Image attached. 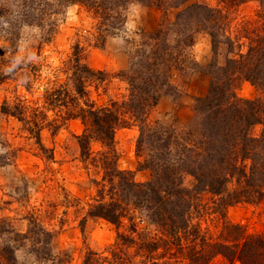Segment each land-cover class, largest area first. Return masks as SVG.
<instances>
[{
  "label": "trees",
  "instance_id": "obj_1",
  "mask_svg": "<svg viewBox=\"0 0 264 264\" xmlns=\"http://www.w3.org/2000/svg\"><path fill=\"white\" fill-rule=\"evenodd\" d=\"M194 1L22 0L16 13L3 8L2 20L9 25L5 33L12 37L14 46L22 27H43L47 15L58 14L70 5L83 7L98 21L103 40L126 33L132 7L167 12L187 5L180 9L173 23L167 27L160 25L141 43L126 40L131 57L129 71L121 75L129 86L126 100L101 106L85 102L88 84L102 83L108 74L89 67L76 47L68 73L72 90L65 85L48 87L36 100L31 117L25 116L30 105L22 98L13 107L5 102L2 113L19 119L42 148L43 129L55 132L71 120L84 124V132L78 137L82 155L88 158L92 154L93 141L106 148L101 155L105 175L98 191L99 199L87 217L106 220L118 230L127 218L132 222L133 234L138 232L135 214L148 217L163 233L162 237L142 242L138 247L152 264H159L153 257L161 248L171 255L172 247L177 245L188 250V264H209L218 257L228 264H264V236L248 233L243 226L229 222L226 216L227 209L236 204L264 205V99L244 100L237 94L242 81L264 92V0H216L215 6ZM248 2L259 4V21L254 25L258 27L247 26L232 37L236 11ZM201 32L211 38L214 59L208 65L212 77L208 94L195 100L199 119L180 134L174 129L166 131L157 123L151 125L149 115L162 95L181 96L172 82V72L183 73L196 67L192 49L196 35ZM221 45L228 46L223 65L215 58ZM11 63L0 57V83L14 78L19 71L26 79L25 72L29 69L37 72L28 62H14L10 67ZM130 121L142 124L138 146L147 144L151 150L160 142L163 151L160 156H150L142 165L141 168L151 172V179L144 183L136 182L132 172L119 170L110 158L115 151L116 131L128 127ZM258 125L262 131L260 136H255L252 130ZM186 177L193 180L190 187L185 186ZM202 193L214 198L212 215L220 221L216 237L209 228H203L201 219L193 223L192 210ZM137 243L133 236L118 233L110 264H135L116 248L119 244Z\"/></svg>",
  "mask_w": 264,
  "mask_h": 264
},
{
  "label": "rangeland",
  "instance_id": "obj_2",
  "mask_svg": "<svg viewBox=\"0 0 264 264\" xmlns=\"http://www.w3.org/2000/svg\"><path fill=\"white\" fill-rule=\"evenodd\" d=\"M21 1L0 0V57L11 61L10 67L14 62H28L37 72L29 69L25 72L26 79L19 71L14 78L0 83V264H110L118 233L133 236L138 245L119 244L116 250L122 251L135 264H152L138 247L142 242L162 237L163 233L148 217L135 214L138 230L135 234L132 233V222L127 218L118 230L106 220L87 217L99 199L98 191L105 175L101 155L106 148L93 141L90 145L92 154L88 158L82 155L78 137L84 132V124L80 120H71L55 132L43 129L42 148L19 119L2 113V106L7 102L13 107L22 98L30 105L25 116L31 117L36 100L48 87L65 85L72 90L68 73L76 47L89 67L108 74L106 81L88 84L85 102L101 106L126 100L129 86L121 76L131 65L126 40L141 43L160 25L167 27L173 23L180 9L187 5L167 12L132 7L126 33L107 36L105 40L100 39L102 32L97 28L98 21L83 7L70 5L58 14L47 15L43 27H22L20 39L12 46V37L5 33L9 25L2 20V13H5L2 9L16 13ZM194 2L217 4L216 0ZM258 11L257 2H248L238 8L231 36H237L240 29L247 26L258 27V24L254 26L259 21ZM2 51H5L3 55ZM192 53L197 64L194 69L172 72V82L181 91V96L162 95L169 97L171 104L162 107V112L157 107L151 111V125L157 123L166 131L174 129L180 134L199 119L195 100L208 94L212 80L208 65L214 59L211 38L206 32L196 35ZM227 57L228 46L221 45L216 62L223 65ZM102 66L108 69L100 70ZM3 69L8 71L6 67ZM237 94L244 100L264 99V92L246 81L241 82ZM49 115L54 118L53 114ZM140 121H130L128 127L116 131L115 151L111 152L110 158L119 170L132 172L136 182L144 183L151 179V172L141 168L142 165L150 156H160L163 151L160 142L151 150L147 144L138 146ZM261 131L262 126L258 125L252 133L260 136ZM192 182L191 177L184 179L186 187ZM213 201L211 194H200L192 217L193 223L201 219L203 228H209L216 237L220 221L212 215ZM226 216L229 222L243 226L248 233L264 236V205L236 204L227 209ZM172 248L171 255L161 248L153 258H157L159 264L167 261L169 264H188V250H183L186 247ZM209 264L228 263L218 257Z\"/></svg>",
  "mask_w": 264,
  "mask_h": 264
},
{
  "label": "crops",
  "instance_id": "obj_3",
  "mask_svg": "<svg viewBox=\"0 0 264 264\" xmlns=\"http://www.w3.org/2000/svg\"><path fill=\"white\" fill-rule=\"evenodd\" d=\"M100 70H104V69H108L106 66H102V67H100L99 68ZM171 104V99L169 98V97H162L161 99H160V102H159V104H158V106H157V108H158V111L159 112H162L163 110H162V107H168L169 105Z\"/></svg>",
  "mask_w": 264,
  "mask_h": 264
}]
</instances>
